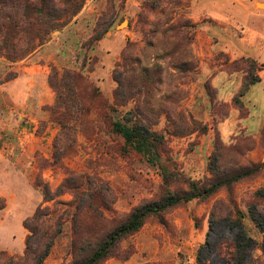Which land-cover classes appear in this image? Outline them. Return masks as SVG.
Listing matches in <instances>:
<instances>
[{
	"label": "rangeland",
	"instance_id": "obj_1",
	"mask_svg": "<svg viewBox=\"0 0 264 264\" xmlns=\"http://www.w3.org/2000/svg\"><path fill=\"white\" fill-rule=\"evenodd\" d=\"M73 1L81 3L79 12L52 31L43 44L37 41L31 52L15 60L0 55V201H5L0 211V264L24 257L29 233L24 222L40 206L54 209L52 219L61 218L63 223L43 264L72 262L73 195L67 192L52 201L43 196L46 185L56 192L71 173L107 182L116 198L106 214L119 221L133 207L157 201L164 194L160 163L150 162L112 130V121L122 118L134 102L113 109L91 97L95 91L113 104L118 86L114 75L125 76L127 66L140 63L141 67H156L151 80L156 91L177 92L179 110L187 120L193 117L200 122L198 130L174 135L165 113L153 120V129L166 137L169 163L185 179L212 180L209 164L219 139L226 147L239 137H248L252 143H242L236 157L219 149L223 153L222 172L264 163V81L250 87L242 107L234 104L245 72L241 68L247 65H235L228 54L218 50L208 54L209 43L198 31L202 23L191 17V0ZM59 3L62 9L69 7ZM260 4L264 2H257V7L264 9ZM17 19L21 21V14ZM108 25V32L90 42ZM18 45L22 53L27 47L24 34ZM218 70L227 72L219 74V91L212 85ZM67 72H78L82 78L76 80ZM257 72L264 76V65ZM207 84L211 85L213 102ZM172 103H161L162 109H170ZM57 150L61 153L58 161ZM172 188L188 186L181 180L172 183ZM260 189H264V168L236 182L230 190L222 188L205 201L195 199L171 209L163 214L164 224L150 217L137 233L121 242L123 249L134 247L128 259L113 256L100 264H198L199 249L207 238L217 248L221 241L235 236L236 228L227 224L209 230L214 204L228 200L230 191L245 213L246 228L259 242L249 264H264V232L248 212V203ZM210 262L225 264L217 250Z\"/></svg>",
	"mask_w": 264,
	"mask_h": 264
},
{
	"label": "trees",
	"instance_id": "obj_2",
	"mask_svg": "<svg viewBox=\"0 0 264 264\" xmlns=\"http://www.w3.org/2000/svg\"><path fill=\"white\" fill-rule=\"evenodd\" d=\"M59 2L69 7L62 9ZM0 5V55L5 54L9 60L24 57L36 47L37 41L43 44L52 31L66 25L72 15L81 9V3L77 4L73 0H0ZM70 7H74L72 13L66 11L70 10ZM17 14H21V21L17 19ZM111 25L97 32L90 42L100 39L108 32ZM23 34L27 47L21 53L18 44ZM236 61H234L235 65H239L240 62L247 65L245 68L240 67L245 71L242 86L238 95L233 99L235 105L242 107L244 102L242 98L250 87L262 80L257 71L263 65L252 57H242ZM175 67L180 69L178 65ZM154 70L157 72L156 67H141L140 63H136V65L127 66L125 76L114 75L118 86L114 91L113 104L95 91L91 92V97L101 105L113 109L116 106H126L134 102V106L122 118L112 121V130L121 135L127 145L147 156L150 162L160 163L164 179V194L157 201H146L133 207L130 213L119 221L106 214V211L112 208L116 197L112 187L101 179L96 180L90 176L71 173L56 192L46 185L43 188L45 201L55 200L56 196L67 192L74 198L71 203L74 207L72 214V254L74 258L70 264H100L103 260L113 256L128 259L133 254L134 247L131 250L123 249L121 242L137 233L150 217H157L164 224L163 214L171 209L195 199L205 201L222 188L230 190L236 182L264 168V163H260L238 166L231 173L222 172L220 160H223V153L220 154L219 149L225 152L230 151L236 157L241 152L242 143L252 144L248 137H239L234 145L227 147L220 142V139L216 141L218 150L214 152L209 164V170L213 174L212 180L202 182L181 176L169 163L166 137L163 133L153 129L152 126L156 123L153 120L157 114L165 113L174 126V135L196 131L199 129L197 125L200 122L193 117L187 120L183 112L179 110L181 100L177 92L164 94L162 91H156L154 81H151L154 77ZM69 74L76 80L82 78V74L78 72H67V75ZM159 82L162 83V80ZM209 85H206V89L213 102V91ZM168 100H172V107L166 109L164 106L162 109L163 104L161 103ZM154 102H158L159 107H156ZM172 115H176L177 119L174 120ZM59 122L63 125L62 121ZM202 130L206 131L207 125L203 124ZM59 153L58 150L55 152L57 161L61 157ZM164 156L167 158L163 161ZM181 180H184L188 189H173L172 183ZM232 194L230 191L228 200L221 199L214 204L209 218V230L212 232L216 226L227 224L236 228L235 236L221 241L217 248H213L210 245V239L207 238L199 249L198 264H211L209 259L216 250L225 264H249L253 259L254 251L259 248V242L250 235L246 228L245 213L240 209ZM4 208L5 201H0V211ZM54 212V209L49 206H40L32 216L25 220L24 225L29 233L26 237L24 257L21 260L12 258L7 264H43L56 238L62 232V220L61 218L53 220ZM248 212L257 227L264 232V189L254 193V200L248 203ZM261 249L264 251V244Z\"/></svg>",
	"mask_w": 264,
	"mask_h": 264
},
{
	"label": "crops",
	"instance_id": "obj_3",
	"mask_svg": "<svg viewBox=\"0 0 264 264\" xmlns=\"http://www.w3.org/2000/svg\"><path fill=\"white\" fill-rule=\"evenodd\" d=\"M258 1L191 0V17L194 22L202 23L198 31L209 43V55L218 50L228 54L231 61L252 57L264 65V9L257 7ZM220 73L218 70L212 78V85L218 91Z\"/></svg>",
	"mask_w": 264,
	"mask_h": 264
},
{
	"label": "bare ground",
	"instance_id": "obj_4",
	"mask_svg": "<svg viewBox=\"0 0 264 264\" xmlns=\"http://www.w3.org/2000/svg\"><path fill=\"white\" fill-rule=\"evenodd\" d=\"M261 6H264V4H260Z\"/></svg>",
	"mask_w": 264,
	"mask_h": 264
}]
</instances>
